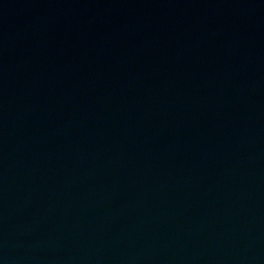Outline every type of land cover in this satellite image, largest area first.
<instances>
[{"label":"water","instance_id":"water-1","mask_svg":"<svg viewBox=\"0 0 264 264\" xmlns=\"http://www.w3.org/2000/svg\"><path fill=\"white\" fill-rule=\"evenodd\" d=\"M0 264H264V0L0 16Z\"/></svg>","mask_w":264,"mask_h":264}]
</instances>
